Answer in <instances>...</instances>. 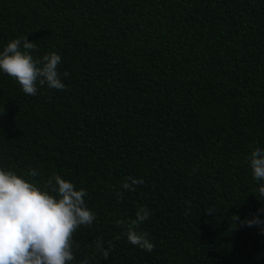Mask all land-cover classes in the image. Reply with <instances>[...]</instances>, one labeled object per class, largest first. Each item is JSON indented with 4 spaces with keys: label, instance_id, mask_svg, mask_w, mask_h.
Returning <instances> with one entry per match:
<instances>
[{
    "label": "trees",
    "instance_id": "1",
    "mask_svg": "<svg viewBox=\"0 0 264 264\" xmlns=\"http://www.w3.org/2000/svg\"><path fill=\"white\" fill-rule=\"evenodd\" d=\"M22 36L61 56L67 91L0 72V167L87 191L72 264H264L260 226L231 219L264 221L247 160L264 148V0H0V51ZM129 176L144 183L118 199ZM140 207L152 252L115 224Z\"/></svg>",
    "mask_w": 264,
    "mask_h": 264
},
{
    "label": "clouds",
    "instance_id": "2",
    "mask_svg": "<svg viewBox=\"0 0 264 264\" xmlns=\"http://www.w3.org/2000/svg\"><path fill=\"white\" fill-rule=\"evenodd\" d=\"M36 50L37 44L26 36L8 41L0 51V72L14 79L25 95L35 96L38 87L67 91L59 71L61 56L49 52L34 58L32 53ZM68 76L64 71L63 77ZM247 160L253 180L264 182V148H253ZM27 175L36 177L40 173L29 169ZM127 181L120 185L124 191L116 190L118 199L125 191H134L144 183L132 176ZM258 192L264 197V183L258 185ZM87 195L84 188L77 189L73 182L55 173L40 187L15 171L0 167V264H72L76 260L74 248L80 247L74 234L81 226L90 228L96 220V214L86 206ZM213 211L206 213L212 215ZM150 215L147 207H140L134 219L115 221L127 241L146 252H152L154 245L149 234L139 229ZM231 219L233 226L236 222L260 226L264 233V221L257 216L239 221L233 215ZM107 244L105 248L101 238H96L95 252L104 260L114 247L111 241ZM90 259L94 257H86L82 264H89Z\"/></svg>",
    "mask_w": 264,
    "mask_h": 264
}]
</instances>
